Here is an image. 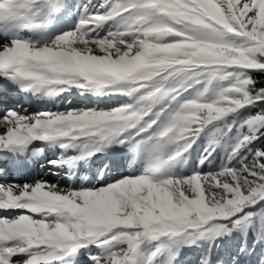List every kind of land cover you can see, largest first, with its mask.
<instances>
[{"label": "snow or ice", "instance_id": "snow-or-ice-1", "mask_svg": "<svg viewBox=\"0 0 264 264\" xmlns=\"http://www.w3.org/2000/svg\"><path fill=\"white\" fill-rule=\"evenodd\" d=\"M0 97V264H264V0H0Z\"/></svg>", "mask_w": 264, "mask_h": 264}, {"label": "rangeland", "instance_id": "rangeland-1", "mask_svg": "<svg viewBox=\"0 0 264 264\" xmlns=\"http://www.w3.org/2000/svg\"><path fill=\"white\" fill-rule=\"evenodd\" d=\"M3 97H0V100H3ZM70 99H72V102L74 105L82 107L85 104L89 103V101L84 100L83 98L80 97H70ZM7 103L8 106H23L25 108H29L30 110H40L42 107H44V105L42 104H38L34 101H30L29 99H27L24 94H13L9 97H7ZM48 108H53V110H55V108L53 107V105L51 103L46 105ZM61 110H63V108H61ZM50 155V154H49ZM45 166L43 168H41L39 165H29L28 169H27V173L26 175H34V174H40L39 175V179H44V180H50L55 182L58 178L54 177L51 175V172L49 171V167L46 163V160L44 161ZM62 184L64 183L63 180L60 181Z\"/></svg>", "mask_w": 264, "mask_h": 264}, {"label": "bare ground", "instance_id": "bare-ground-1", "mask_svg": "<svg viewBox=\"0 0 264 264\" xmlns=\"http://www.w3.org/2000/svg\"><path fill=\"white\" fill-rule=\"evenodd\" d=\"M39 175L40 174H34V175H14V176H10L11 178H16L19 182H22L24 178H29V182H31L32 179H39Z\"/></svg>", "mask_w": 264, "mask_h": 264}, {"label": "trees", "instance_id": "trees-1", "mask_svg": "<svg viewBox=\"0 0 264 264\" xmlns=\"http://www.w3.org/2000/svg\"><path fill=\"white\" fill-rule=\"evenodd\" d=\"M54 107V106H53Z\"/></svg>", "mask_w": 264, "mask_h": 264}]
</instances>
